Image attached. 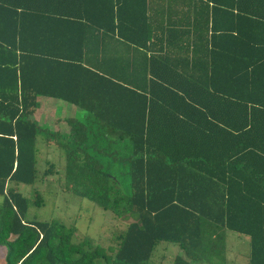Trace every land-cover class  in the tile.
<instances>
[{"label":"trees","instance_id":"1","mask_svg":"<svg viewBox=\"0 0 264 264\" xmlns=\"http://www.w3.org/2000/svg\"><path fill=\"white\" fill-rule=\"evenodd\" d=\"M41 98L82 120L45 131ZM41 140L67 191L130 220L115 247L27 220ZM228 232L264 264V0H0L5 264H150L162 242L228 264Z\"/></svg>","mask_w":264,"mask_h":264},{"label":"rangeland","instance_id":"2","mask_svg":"<svg viewBox=\"0 0 264 264\" xmlns=\"http://www.w3.org/2000/svg\"><path fill=\"white\" fill-rule=\"evenodd\" d=\"M40 107L33 119L45 131L58 130L61 134L68 133V126L64 122L55 119L76 117L80 120L83 113L75 107L60 103L56 100L41 98ZM54 162L56 174L43 176L48 169V163ZM64 159L62 151L56 148H45L43 141L38 142V176L33 186H17L16 189L25 197H32L33 191H38L43 197L40 207H30L27 220L51 221L55 220L67 227L75 229L74 241L87 239L93 245H99L105 249L115 247L116 236L122 233L129 219H118L111 212L104 211L87 199L78 197L67 191L63 181ZM249 240L234 232L227 234L228 264H247L249 259ZM6 249L0 246V264H5ZM150 264H172L175 256L181 254L177 246L159 243L154 252Z\"/></svg>","mask_w":264,"mask_h":264},{"label":"crops","instance_id":"3","mask_svg":"<svg viewBox=\"0 0 264 264\" xmlns=\"http://www.w3.org/2000/svg\"><path fill=\"white\" fill-rule=\"evenodd\" d=\"M55 121H56V119H55Z\"/></svg>","mask_w":264,"mask_h":264}]
</instances>
